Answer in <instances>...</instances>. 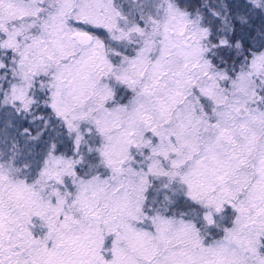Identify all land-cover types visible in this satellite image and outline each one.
Returning a JSON list of instances; mask_svg holds the SVG:
<instances>
[{
	"label": "snow or ice",
	"instance_id": "1",
	"mask_svg": "<svg viewBox=\"0 0 264 264\" xmlns=\"http://www.w3.org/2000/svg\"><path fill=\"white\" fill-rule=\"evenodd\" d=\"M0 264H264V0H0Z\"/></svg>",
	"mask_w": 264,
	"mask_h": 264
}]
</instances>
